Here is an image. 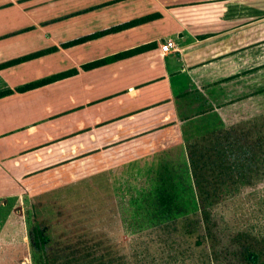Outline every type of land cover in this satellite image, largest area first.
Instances as JSON below:
<instances>
[{
    "label": "crops",
    "instance_id": "1",
    "mask_svg": "<svg viewBox=\"0 0 264 264\" xmlns=\"http://www.w3.org/2000/svg\"><path fill=\"white\" fill-rule=\"evenodd\" d=\"M168 40L176 48L164 55ZM47 49V57L0 68V174L18 182L221 122L223 106L249 99L254 80L264 81V0H0V66Z\"/></svg>",
    "mask_w": 264,
    "mask_h": 264
},
{
    "label": "rangeland",
    "instance_id": "2",
    "mask_svg": "<svg viewBox=\"0 0 264 264\" xmlns=\"http://www.w3.org/2000/svg\"><path fill=\"white\" fill-rule=\"evenodd\" d=\"M254 83L249 99L223 106L221 122L201 133L167 131L24 182L0 174V264H47L46 256L50 264H243V241L264 244V81ZM188 145L208 161L215 152L205 166L227 176L215 183L219 202L200 216L213 241L200 248L202 234L187 236L183 216L194 191ZM163 178L179 185L178 212L160 205ZM39 225L51 239L41 249Z\"/></svg>",
    "mask_w": 264,
    "mask_h": 264
},
{
    "label": "trees",
    "instance_id": "3",
    "mask_svg": "<svg viewBox=\"0 0 264 264\" xmlns=\"http://www.w3.org/2000/svg\"><path fill=\"white\" fill-rule=\"evenodd\" d=\"M132 24L133 23H128L122 26L111 28L109 30H106L94 36L81 39L79 40V42L116 33L124 28L131 26ZM144 49L145 47H141V48H138L132 51L121 53L113 57L107 58L105 60H101L95 63L88 64L84 68L92 69V68L101 66L103 64L114 62L120 58H125L128 56H132L134 54H138L142 52ZM53 51H54L53 49L43 50V51L28 55L25 57L16 59L8 64H4L3 66H0V68L5 67V66H14V65H17L23 62H27L32 59L38 58L40 56L52 53ZM75 74H77V70H72L66 73L57 74L45 80L28 84L20 88L19 91L24 92V91L33 90L35 88L45 86L47 84L56 82L66 77L73 76ZM198 149L199 148L196 145H188L187 147L188 161H189V165L191 169V177L193 180L192 189L194 187V191L191 190V192L193 193L192 200L191 202L186 203L187 211L183 213L184 217H187L188 215V217L186 218V220L188 221H186L187 223L185 221L183 222L184 224L186 223L185 226H186V229L188 230L187 236H189L190 238H192L196 234H198L199 236H201L202 234V238L200 237L197 238V244H196V247L200 248L204 246L206 243L207 245L209 244L211 246L210 241L213 242L212 236H210V230H212L211 229L212 227L210 224L205 225L202 222L200 216L204 217V215L207 214V209H208L207 206H211L219 202V197L221 194H219L220 190H218L219 186L217 185H218V182L220 181V178L222 177L226 178L227 176L222 173H218V174L215 173L217 179L211 177L210 175H213L215 171L213 172V171L208 170L205 164H207V162L213 164V161H210V160L213 159L216 153L215 152L212 153V156L209 157L210 160L208 161L206 160V158H204V156H201L199 154ZM173 181H174L173 178L171 179L167 178L166 180L163 178V180L161 181L162 190L159 192V195H160L162 202L160 203V205L163 210L178 212L177 210H179L181 206L180 188H179V185H173ZM208 182L210 184L217 183V185L215 184V185L208 186L207 184ZM179 221L180 219L178 220V222ZM193 225L195 226V229H193L194 227ZM38 228H39L38 234L40 236L38 235L39 237H37L36 239V245L39 249L46 248L47 245H50L49 242L51 241L50 236H48V232H47L48 230H43L40 225ZM200 229H202V231ZM242 237L244 239L246 236L242 235ZM243 243L244 245L247 246L245 247L246 250L242 251V258L244 260L243 264H264V244L263 246L258 245L256 247L257 243L255 244L254 242H251L250 244H248L243 241ZM213 255L215 258L216 253L213 252ZM46 258H47L46 259L47 264H50L51 262L50 257L46 256Z\"/></svg>",
    "mask_w": 264,
    "mask_h": 264
},
{
    "label": "built area",
    "instance_id": "4",
    "mask_svg": "<svg viewBox=\"0 0 264 264\" xmlns=\"http://www.w3.org/2000/svg\"><path fill=\"white\" fill-rule=\"evenodd\" d=\"M176 48V44L173 40H168L166 41L162 46H161V51L164 55L168 54L171 50Z\"/></svg>",
    "mask_w": 264,
    "mask_h": 264
}]
</instances>
